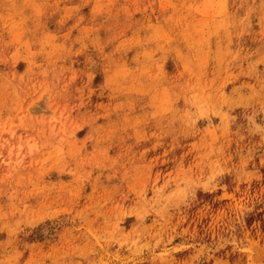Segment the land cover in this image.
Returning a JSON list of instances; mask_svg holds the SVG:
<instances>
[{
    "label": "rangeland",
    "instance_id": "374dc122",
    "mask_svg": "<svg viewBox=\"0 0 264 264\" xmlns=\"http://www.w3.org/2000/svg\"><path fill=\"white\" fill-rule=\"evenodd\" d=\"M0 264H264V0H0Z\"/></svg>",
    "mask_w": 264,
    "mask_h": 264
}]
</instances>
